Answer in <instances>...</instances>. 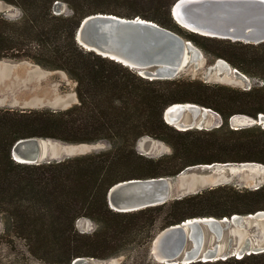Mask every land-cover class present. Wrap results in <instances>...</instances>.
<instances>
[{
	"label": "trees",
	"instance_id": "trees-1",
	"mask_svg": "<svg viewBox=\"0 0 264 264\" xmlns=\"http://www.w3.org/2000/svg\"><path fill=\"white\" fill-rule=\"evenodd\" d=\"M22 17L0 13V61L29 60L64 71L77 83L79 103L69 109H0V264H73L79 258L105 261L136 246L156 262L152 244L164 229L194 218L223 219L264 211V186L224 185L132 212L113 210L108 192L129 180L176 177L189 167L226 163L264 166V127L234 129L236 115L264 114V87L245 92L182 78L149 80L123 63L85 50L76 40L84 18L115 14L152 20L190 40L208 57L224 59L264 83V43L245 44L200 35L171 15L178 0H0ZM56 2L72 10L54 13ZM233 92V96L231 93ZM259 92H262L258 94ZM235 96V97H234ZM193 103L218 113L212 130H178L164 119L174 104ZM143 137L163 141L173 152L158 160L137 151ZM39 138L67 144L108 141L106 151L64 160L24 164L14 160L17 142ZM96 224L82 233L79 219ZM142 251V252H141ZM144 264V263H143ZM192 264H264V253Z\"/></svg>",
	"mask_w": 264,
	"mask_h": 264
},
{
	"label": "water",
	"instance_id": "water-1",
	"mask_svg": "<svg viewBox=\"0 0 264 264\" xmlns=\"http://www.w3.org/2000/svg\"><path fill=\"white\" fill-rule=\"evenodd\" d=\"M171 15L180 26L203 36L253 45L264 43V0H178L171 8ZM75 36L85 50L119 61L149 80L176 79L184 66L197 63L204 57L202 50L192 41L155 21L141 17L90 15L82 20ZM222 64L239 73L224 59H218L210 70H219V65ZM163 116L168 124L182 131L195 128L212 130L223 124V119L218 113L193 103L174 104L164 111ZM187 116L189 120L185 121ZM211 116L219 123L208 127L206 122ZM234 117L231 122H234ZM249 121V124L232 125V128L242 129L254 125L264 127V114H260L256 119L251 117ZM177 124L181 125V128ZM40 140L43 139L31 138L17 142L12 150L14 160L24 164L52 162L51 159L41 158ZM17 154L24 157L26 162H21ZM216 165L229 167L238 164L194 167L212 168ZM194 167L185 169L177 177L185 175ZM172 179L161 177L120 182L108 192L109 205L118 212H132L188 196L182 193L177 197L173 196ZM262 186L263 184L257 185L254 189ZM198 192L199 190H196L191 194ZM254 220L264 221V211L248 216L236 214L223 219L204 217L186 220L161 231L153 241L152 253L158 262L165 264L213 262L264 253V241L255 245L246 241L237 249L229 246L223 250L219 246L227 229L243 227ZM210 238L214 239V242L208 246ZM229 243H232L231 238ZM92 260L95 259L79 258L73 264H90Z\"/></svg>",
	"mask_w": 264,
	"mask_h": 264
},
{
	"label": "rangeland",
	"instance_id": "rangeland-1",
	"mask_svg": "<svg viewBox=\"0 0 264 264\" xmlns=\"http://www.w3.org/2000/svg\"><path fill=\"white\" fill-rule=\"evenodd\" d=\"M54 13L57 15H70L72 10L63 2H56ZM0 13H3L10 20H19L22 11L0 1ZM203 52V51H202ZM200 61L184 66L178 78L189 81H201L212 86H224L237 92L250 91L251 89H261L264 83L257 78L251 77L241 71L239 73L219 70H210L217 63V60L208 57L204 52ZM77 83L73 81L64 71L46 70L29 60H1L0 61V109H52L62 111L78 104L76 92ZM233 92L231 96H233ZM262 92H259L260 94ZM235 97V96H234ZM215 112V111H214ZM250 116L236 115L230 125L249 124ZM189 120V117L184 119ZM216 121L213 116L209 117L206 125L214 126ZM179 130V129H178ZM196 130V128H195ZM42 145V159L59 160L76 157L84 154H94L109 150L111 144L108 141H100L91 144H67L62 141L51 139L40 140ZM137 151L149 158L158 160L164 156L172 154L171 146L163 141L151 137H143L137 143ZM238 164V163H234ZM174 183L173 196L177 197L181 193L193 195L196 190L201 193L205 190L224 185H233L240 189H254L255 186H264V166L257 164L254 166L233 165L225 167L216 165L212 168L194 167L185 175L172 177ZM77 227L82 233H91L96 229V224L90 219L82 218L77 221ZM4 229L3 219L0 215V233ZM232 243H229V239ZM249 241L252 245L264 241V221H249L243 227H232L225 232V238L219 243L221 249L225 250L229 246L232 249L239 248L244 242ZM214 239L210 238L208 246L213 244ZM4 248V252L7 250ZM140 247L136 246L127 255L112 258L105 261L92 260L90 264H147L148 254H139ZM142 252V251H141ZM153 259L156 260L153 253ZM27 264H43L36 260H28ZM160 263V262H158ZM165 264V263H161Z\"/></svg>",
	"mask_w": 264,
	"mask_h": 264
},
{
	"label": "bare ground",
	"instance_id": "bare-ground-1",
	"mask_svg": "<svg viewBox=\"0 0 264 264\" xmlns=\"http://www.w3.org/2000/svg\"><path fill=\"white\" fill-rule=\"evenodd\" d=\"M196 46V45H195ZM198 51V50H197ZM219 71L221 72V71H228L229 73H231V71L232 72H234V70H231V69H229L227 66H225V65H219ZM177 126L178 127H180L181 128V125H178L177 124ZM17 157L20 159V161L21 162H26V160H25V158L24 157H22L21 155H19V154H17ZM240 254V253H239Z\"/></svg>",
	"mask_w": 264,
	"mask_h": 264
},
{
	"label": "crops",
	"instance_id": "crops-1",
	"mask_svg": "<svg viewBox=\"0 0 264 264\" xmlns=\"http://www.w3.org/2000/svg\"><path fill=\"white\" fill-rule=\"evenodd\" d=\"M78 101H79V99H78Z\"/></svg>",
	"mask_w": 264,
	"mask_h": 264
}]
</instances>
